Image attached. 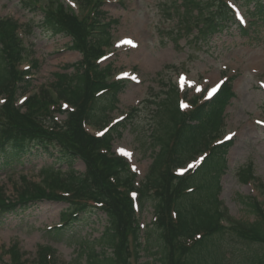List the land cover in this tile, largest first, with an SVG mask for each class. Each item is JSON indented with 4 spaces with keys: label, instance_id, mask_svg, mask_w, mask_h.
Here are the masks:
<instances>
[{
    "label": "trees",
    "instance_id": "16d2710c",
    "mask_svg": "<svg viewBox=\"0 0 264 264\" xmlns=\"http://www.w3.org/2000/svg\"><path fill=\"white\" fill-rule=\"evenodd\" d=\"M21 1L23 8L28 5L30 11H37L30 0ZM209 1L206 0V5ZM76 2L81 8L85 6L86 12L82 17L74 16L53 1V6L44 11L40 22V26L50 34L70 37L72 48L83 55L73 74H55L53 89L56 99L76 108L67 112L61 123L46 108L37 112L28 107L22 114L14 108L18 82H26L15 69L24 50L16 35L19 28L16 21L0 19V94L6 96L5 104L0 106V119L5 118L9 127H15H2L0 122V163L6 164L37 151V154L53 158L56 164L65 166L67 170L64 176L50 174L52 181L48 191L35 184L25 185L17 192L15 202L0 193V223L7 214L26 210L42 199L64 201L69 203V209L62 214L63 226L47 233L56 240H62L64 234L67 238L80 226L87 225L89 217L98 211L106 217L98 243L100 247L111 250V254L107 256L105 251L97 253L93 247L82 245L87 264H138L141 251L154 257L151 263L146 264H227L235 256L242 258V264H264V216L256 202L250 197L240 196L241 205L251 213L253 220L235 221L227 227L220 223L225 214L217 209L220 204L217 200L219 188L208 190L210 181H204L208 177V180L217 183L230 144L210 148L202 163L188 176L177 177L172 173L175 167L199 151L200 144L205 147L218 130L222 112L232 97L230 85H224L211 100L194 107L183 117L176 113L174 100L171 99L176 98L173 89L165 93V97L156 104L155 113L157 116L162 111L174 114L175 110L173 124L178 126H175L176 129L172 126L166 135L173 136L172 144L169 145L166 138L161 146L158 145L159 150L153 155L145 181L135 186L127 164L105 152L113 134H121L118 128L114 127L97 138L88 135L82 128L83 123H99L102 114L115 109L120 88L106 80L112 74L111 65L100 67L96 63L104 53L103 48L110 42L111 24L115 20L107 19V13L100 9L101 0H95L92 6L90 3L93 0ZM194 3L195 0L184 1L186 6ZM258 3L259 14H264V6ZM194 5L198 9L196 17L188 10L181 15L176 10L180 24L189 25L200 19L202 3ZM170 15L167 11V16ZM206 18L201 33L212 34L222 28L229 16L218 5L216 11L210 12ZM28 87L24 85L19 94ZM99 90L105 94L96 96ZM43 99L46 102L37 103V108L51 104L47 97ZM154 117L155 114H152L156 127L151 130L156 133L157 124H163V119L156 120ZM170 126L171 123H164V128L160 125L165 132L170 130ZM157 141L159 138L156 139L153 134L151 144H160ZM79 159L83 161L85 170L77 175L73 165ZM49 169L55 171L52 167ZM189 188L192 190L188 191ZM132 190L138 193L139 210L151 206L156 216L151 227L144 231V245L140 242L135 211L129 199ZM88 200L91 202L88 203ZM196 235L200 236L196 238ZM235 243L241 245V249H237ZM251 245L255 248L259 246L263 253H253ZM11 250L12 263L18 264L20 254L15 249ZM50 250L49 247L41 249L36 264H56L52 254L48 256Z\"/></svg>",
    "mask_w": 264,
    "mask_h": 264
},
{
    "label": "rangeland",
    "instance_id": "374dc122",
    "mask_svg": "<svg viewBox=\"0 0 264 264\" xmlns=\"http://www.w3.org/2000/svg\"><path fill=\"white\" fill-rule=\"evenodd\" d=\"M46 1L49 6L50 0H37L41 5ZM59 1L67 7L70 6V9L77 10L71 6L69 0ZM102 1L106 17L117 20L118 24L111 29L112 46L106 49V58L102 59L100 64L102 66L111 64L113 68L111 81L122 83L124 88L118 94L117 108L106 114L104 123L102 119L96 123L97 125H87L85 129L97 135L98 131L104 130L113 121L132 113L131 119L126 121L125 128L119 125L121 136L113 140L112 152L124 157L131 171L136 174L138 180H141L152 162V155L157 153L159 146L165 142L166 135L174 126L176 113L180 116L178 103L181 111L187 112L195 104L203 102L213 86L219 84L225 77L231 78L235 96L224 111L219 134L211 142L213 145L218 141L227 143L232 141L225 157L226 167L219 172L217 183L208 180V177L204 181H210L208 190L219 188L217 199L225 209L226 219H222L224 224L233 225L237 220L251 222L253 216L243 208L239 197H253L264 211V91L260 88V84H264V23L253 20L255 16L249 14L252 6L243 5L238 16L244 17L250 23V28L254 23H258L253 28L254 31L244 36L234 24L229 23L222 31L202 40L195 36L194 32L188 33L186 27L177 21L176 16H167L170 8L166 7H169L170 1L173 0ZM181 1L175 0L180 14ZM200 1L204 3V0ZM19 2L20 0H0V18L12 17L21 24L19 31L26 47L24 57L26 60L18 69L27 70V81L20 84L21 90L22 85H29V92L24 96L29 97L28 101H24L25 105L37 112L47 109L49 105L64 108L63 104L56 100L55 95L51 94L54 93L55 74H72L73 69L68 66L78 63L80 55L67 48L68 37L51 35L47 30L37 28L41 14H31L22 9ZM216 2L217 0L207 2L201 19L207 17L212 10H216L214 5ZM191 13L195 14V9ZM27 23H31L30 34L26 32ZM125 36H132L137 40L138 48L123 44ZM31 59L35 61L34 68L30 67ZM169 83H174L184 97L178 98L179 101L171 97L176 113L175 110L174 114L162 111L157 116L155 113L154 119H163V124H160L162 127L164 123H171L168 132L157 124L155 133L151 130L156 127L151 115L155 112V104L164 98L163 91L167 89ZM44 97H47L51 104L37 108V103L46 102ZM24 98L17 100L16 105L23 104L21 101ZM56 119L62 121L64 116L56 115ZM151 134H154L156 139L159 138L157 142L160 144L155 142L151 144ZM229 136L230 139H227ZM200 156L201 153L196 154L195 161L188 163L183 172L189 170ZM30 163L34 166L26 173L20 172L22 170L20 166L26 164L20 165L18 162H14L6 169H0V186L8 199L15 200L13 199L15 191L24 186L23 181L19 179L22 174L29 176L30 182L39 183V186L46 183V180L40 182L41 176L38 171L41 166L50 164L51 160L32 159ZM248 164L252 171L249 168L245 169ZM53 167L56 168V165ZM61 169L64 170L65 167ZM73 169L81 174L84 165L77 160ZM201 190L200 187L199 191ZM210 204L209 202L208 205ZM65 208L66 205L62 203L41 201L29 209L17 210L1 219L0 264H15L10 257L11 249L20 254L18 264H36L40 250L46 247L51 249L49 255L52 254L53 262L56 264H76V261L78 264H86L84 257L77 258L79 243L82 240L94 242L95 251L101 252L102 247L100 248L96 240L106 224L102 212L90 216L88 224L80 226L81 228L75 230L71 236L66 238L64 234L62 240L60 238L56 240L46 233V229L58 223L60 212ZM151 220H153L151 208L146 206L139 217V224L150 225ZM235 246L241 249V245L235 243ZM251 246L250 251L253 253L256 251L259 254L263 253L259 246L256 248ZM110 251L108 248L105 249L107 256H110ZM153 258L141 251L137 263H151ZM242 262V258L235 256L230 258L227 264Z\"/></svg>",
    "mask_w": 264,
    "mask_h": 264
}]
</instances>
